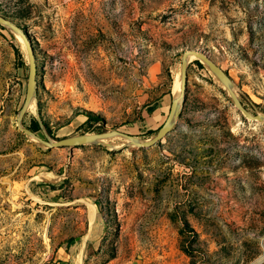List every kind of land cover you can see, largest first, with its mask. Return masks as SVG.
I'll return each instance as SVG.
<instances>
[{
  "label": "rangeland",
  "instance_id": "1",
  "mask_svg": "<svg viewBox=\"0 0 264 264\" xmlns=\"http://www.w3.org/2000/svg\"><path fill=\"white\" fill-rule=\"evenodd\" d=\"M0 18V264H264V0H0ZM114 131L146 143L38 139Z\"/></svg>",
  "mask_w": 264,
  "mask_h": 264
},
{
  "label": "water",
  "instance_id": "2",
  "mask_svg": "<svg viewBox=\"0 0 264 264\" xmlns=\"http://www.w3.org/2000/svg\"><path fill=\"white\" fill-rule=\"evenodd\" d=\"M0 24H2L4 26H7V27H12V25H13L9 20H5V19H2V18H0ZM21 35H22V37H24L23 34H21ZM27 54H28L29 68H30V71H31V77H30V80H29V85H28V90H27L25 104L23 105L22 109L20 110V112L18 114V123H20V120H21V118H22V116L24 114V111L27 108V103L29 102L30 97H32V88H33L34 81H35L36 69H35L34 56H33L32 51H31V49L29 47H27ZM207 63L212 68V70L216 74H218L220 76V78L222 80H224V82H225L224 74H223L222 70L220 69V67H218L216 64L212 63L211 61H207ZM185 81H186L185 66L182 65V67H181V90H180L181 95H182L183 90H184ZM177 108H178V103H173L171 108H170L169 114H168V116L166 118V121H165L166 123L169 122L171 116L177 110ZM35 116H36V119H37L38 118L37 109H36V112H35ZM26 131L30 132L28 130H26ZM160 134H161V132H158L156 134V136L152 140H150V145L154 144L160 138ZM114 135H126V136H128L130 138L135 139L140 144H145L146 143V142H144L143 140H140L137 137H134V136H131V135H127V134H121L120 132H116V131L110 132L109 134L83 135V136H79V137H72V138H66V139L55 140V141H53V140L47 141V140H44L42 138H38V139L42 143H44L47 146L53 148V147H59V146H61V147H65V146L71 147L74 144H81V143H85V142H90V141H93L96 138H101V137H104V136H114Z\"/></svg>",
  "mask_w": 264,
  "mask_h": 264
},
{
  "label": "crops",
  "instance_id": "3",
  "mask_svg": "<svg viewBox=\"0 0 264 264\" xmlns=\"http://www.w3.org/2000/svg\"><path fill=\"white\" fill-rule=\"evenodd\" d=\"M166 99L164 96L158 98L153 104L150 109L148 107V112H149V118L148 121L149 123L153 126L154 124L160 123L162 117L164 116L165 112V107H166Z\"/></svg>",
  "mask_w": 264,
  "mask_h": 264
},
{
  "label": "trees",
  "instance_id": "4",
  "mask_svg": "<svg viewBox=\"0 0 264 264\" xmlns=\"http://www.w3.org/2000/svg\"><path fill=\"white\" fill-rule=\"evenodd\" d=\"M92 118L96 119L97 117L92 116ZM29 128H30V131H33V132L38 131V130H40V123L36 119L33 118L30 121V127Z\"/></svg>",
  "mask_w": 264,
  "mask_h": 264
},
{
  "label": "bare ground",
  "instance_id": "5",
  "mask_svg": "<svg viewBox=\"0 0 264 264\" xmlns=\"http://www.w3.org/2000/svg\"><path fill=\"white\" fill-rule=\"evenodd\" d=\"M18 37H19V35H17ZM191 54H189V55H187L186 57L187 58H185V60L184 61H186V59H188V58H191ZM180 90H181V82H180ZM180 94H181V92H180ZM30 99H31V97H30ZM30 99H29V101H30ZM28 104H29V102L27 103V106H28Z\"/></svg>",
  "mask_w": 264,
  "mask_h": 264
}]
</instances>
